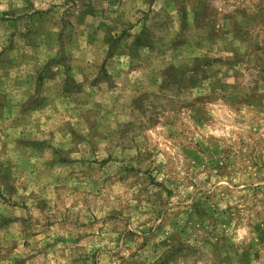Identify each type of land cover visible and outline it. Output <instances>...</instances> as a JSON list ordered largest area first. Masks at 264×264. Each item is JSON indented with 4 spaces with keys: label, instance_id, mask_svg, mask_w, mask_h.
Instances as JSON below:
<instances>
[{
    "label": "clouds",
    "instance_id": "1",
    "mask_svg": "<svg viewBox=\"0 0 264 264\" xmlns=\"http://www.w3.org/2000/svg\"><path fill=\"white\" fill-rule=\"evenodd\" d=\"M4 169L0 264H264V0H0Z\"/></svg>",
    "mask_w": 264,
    "mask_h": 264
},
{
    "label": "rangeland",
    "instance_id": "2",
    "mask_svg": "<svg viewBox=\"0 0 264 264\" xmlns=\"http://www.w3.org/2000/svg\"><path fill=\"white\" fill-rule=\"evenodd\" d=\"M89 11H91V8H89ZM83 15L84 14L82 13L81 17H83ZM81 22H82V19H81ZM124 35H127V33H125ZM122 38H123V36L117 38V42H113V48L118 46V40L122 39ZM143 42L144 41L142 38L137 39V43H143ZM216 62H219V58H217ZM36 146L41 147V145H39V144ZM58 152H59V150H58ZM69 159H71V157H69ZM11 179L12 178H11V173H10L9 169H4V171L2 173H0V183H2L4 185V190L9 193V196L16 193V188L13 186L12 183H10ZM0 199H3V197L0 196ZM5 202H7V201H5ZM11 206L16 207V202L12 201ZM20 207L27 208V203L21 204ZM47 207H48V205H47V202L45 200H41L40 203L37 205V208H39L40 210H44ZM195 212H196V215H200L203 212V210L200 209L198 206H196ZM12 219L13 218L5 217L2 214H0V228L5 227V226H10ZM97 219H99V218H97ZM92 227H96V225L93 224ZM93 255H95V254H93Z\"/></svg>",
    "mask_w": 264,
    "mask_h": 264
}]
</instances>
